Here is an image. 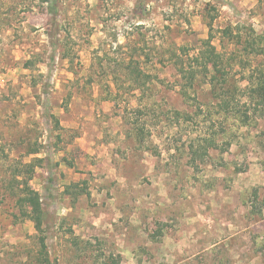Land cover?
Returning <instances> with one entry per match:
<instances>
[{
    "label": "rangeland",
    "instance_id": "1",
    "mask_svg": "<svg viewBox=\"0 0 264 264\" xmlns=\"http://www.w3.org/2000/svg\"><path fill=\"white\" fill-rule=\"evenodd\" d=\"M52 2L0 0V264H46L9 189L32 161L51 264H264V101L225 115L176 65L212 21L249 91L264 0Z\"/></svg>",
    "mask_w": 264,
    "mask_h": 264
},
{
    "label": "trees",
    "instance_id": "2",
    "mask_svg": "<svg viewBox=\"0 0 264 264\" xmlns=\"http://www.w3.org/2000/svg\"><path fill=\"white\" fill-rule=\"evenodd\" d=\"M56 2L57 0H53L52 3L55 5ZM208 27L209 36L202 39V44L198 49V52L190 55L185 51V46H177L178 53L176 54V61L178 60V62L176 65L180 77L182 78L181 86L183 92L186 94L189 93L190 89L195 88L197 82L199 81V77H204L206 83L210 84L211 90L216 95L218 100L217 103L222 109V112L224 114L228 112L238 115L237 113L241 112L240 106L242 103L240 98L238 100V92L241 91L244 96L247 95L245 97H249L252 100L258 98L261 101H264V79L258 78L257 80H248V86L250 89L245 93L244 86L240 84L231 73L234 68V64H232V61L228 62V58H226L225 55L226 53L218 50L217 46L213 42L214 28L212 21L208 22ZM249 44H246L244 49H246ZM256 53L257 55H261L264 53V49H258ZM184 55L188 58V62L182 59ZM240 63H242V60ZM233 103L234 105L232 106ZM242 113L247 115V112L243 111ZM49 118L53 119L56 124H60L59 118L56 114L50 113ZM58 137L60 138V136ZM193 148L194 145L191 146V153H197V150ZM28 152L39 153V150H32L29 148ZM20 166L24 169L21 170L20 168L18 173L12 176L13 182L10 181L9 189L14 191V194L17 196V200L20 204L27 205L29 207V211L27 213L29 218L34 223L36 237L39 243V254L43 257V261L46 264H51L48 256H46L48 254L46 231L49 229V225L51 223L50 221L52 220L50 219L49 213L43 206L40 192L36 190L30 182L32 173L34 172L37 164H35V161H32L28 163H21ZM84 192L85 191L81 193Z\"/></svg>",
    "mask_w": 264,
    "mask_h": 264
}]
</instances>
